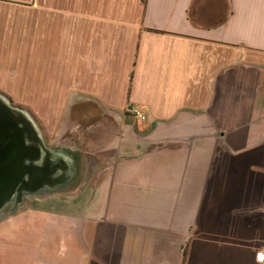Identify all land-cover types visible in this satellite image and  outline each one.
I'll return each instance as SVG.
<instances>
[{"label": "crops", "instance_id": "1", "mask_svg": "<svg viewBox=\"0 0 264 264\" xmlns=\"http://www.w3.org/2000/svg\"><path fill=\"white\" fill-rule=\"evenodd\" d=\"M0 91L74 160L0 264H264V0H0Z\"/></svg>", "mask_w": 264, "mask_h": 264}, {"label": "water", "instance_id": "2", "mask_svg": "<svg viewBox=\"0 0 264 264\" xmlns=\"http://www.w3.org/2000/svg\"><path fill=\"white\" fill-rule=\"evenodd\" d=\"M73 163L66 152L47 147L31 116L0 95V216L15 211L27 195L63 186Z\"/></svg>", "mask_w": 264, "mask_h": 264}, {"label": "rangeland", "instance_id": "3", "mask_svg": "<svg viewBox=\"0 0 264 264\" xmlns=\"http://www.w3.org/2000/svg\"><path fill=\"white\" fill-rule=\"evenodd\" d=\"M0 95H3L4 97L7 98L6 94L3 93V92H1V91H0ZM9 99L12 102L13 105L22 108L24 111H26L29 114V116H31V118L34 120L35 124L37 125V128H38V130H39V132H40V134H41V136H42V138H43V140H44V142H45V144H46L47 147H49V148H51L53 150H57V151H64L65 150L64 147L57 142V139H54V138L49 137L48 133L46 132V130L44 128L43 123L38 118V106L36 104H27V105H25V104H18L16 102H13V100L11 98H9ZM52 191H53V193H55V192L56 193H69L70 192V189L67 188V187L66 188H63V186H60V187H58V188H56V189H54ZM45 193H47V192H45ZM33 196H35V195H27V196H25V198H24L23 201H25V200L28 201V198H32ZM21 205H22V203L16 208V210L18 208H20ZM24 205H26V204H24ZM8 208H9V206H7L4 209V211H6ZM186 252H187V250H186Z\"/></svg>", "mask_w": 264, "mask_h": 264}, {"label": "built area", "instance_id": "4", "mask_svg": "<svg viewBox=\"0 0 264 264\" xmlns=\"http://www.w3.org/2000/svg\"><path fill=\"white\" fill-rule=\"evenodd\" d=\"M132 113L138 122H144L147 119V113L141 107L133 108Z\"/></svg>", "mask_w": 264, "mask_h": 264}, {"label": "trees", "instance_id": "5", "mask_svg": "<svg viewBox=\"0 0 264 264\" xmlns=\"http://www.w3.org/2000/svg\"><path fill=\"white\" fill-rule=\"evenodd\" d=\"M187 244H188V239L185 240V243L182 247V261H181V264L184 263V259H185V256H186V248H187Z\"/></svg>", "mask_w": 264, "mask_h": 264}, {"label": "snow or ice", "instance_id": "6", "mask_svg": "<svg viewBox=\"0 0 264 264\" xmlns=\"http://www.w3.org/2000/svg\"><path fill=\"white\" fill-rule=\"evenodd\" d=\"M260 258H261V259H264V254H261Z\"/></svg>", "mask_w": 264, "mask_h": 264}]
</instances>
